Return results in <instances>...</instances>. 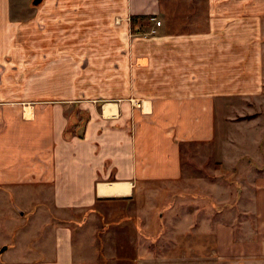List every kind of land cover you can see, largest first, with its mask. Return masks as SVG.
Returning <instances> with one entry per match:
<instances>
[{
    "label": "crops",
    "instance_id": "crops-1",
    "mask_svg": "<svg viewBox=\"0 0 264 264\" xmlns=\"http://www.w3.org/2000/svg\"><path fill=\"white\" fill-rule=\"evenodd\" d=\"M34 1L0 0V264H264L262 172L240 171L235 195L214 168L181 193L216 234L234 199L224 241L139 252V215L117 213L182 183L185 150L224 146L226 104L263 93L264 0H200L203 28L190 0Z\"/></svg>",
    "mask_w": 264,
    "mask_h": 264
},
{
    "label": "rangeland",
    "instance_id": "rangeland-1",
    "mask_svg": "<svg viewBox=\"0 0 264 264\" xmlns=\"http://www.w3.org/2000/svg\"><path fill=\"white\" fill-rule=\"evenodd\" d=\"M188 2L187 0H183ZM202 2L204 0H201ZM189 5L193 13V22L201 23L203 28L204 20V2L200 3V0H190ZM193 8V9H192ZM199 28V27H198ZM201 28V27H200ZM144 33V35L149 34ZM228 109L230 116V126L225 129L223 135L219 138V141H224V146L212 148L210 146L195 147V149H189L184 151V169L185 173L189 177H185L181 182L176 181L171 184L160 183L149 188L144 195L135 197L134 203H128L126 209H119L118 214L124 216L134 215V212L139 215L138 223L136 227L132 226L134 231H137L138 238L140 241L139 252L155 250L157 253L163 251L179 252L181 248L192 249V243L195 242L198 237L204 239V241H216V235L219 236L220 240L224 241L226 238L225 233L231 232L230 229L221 228V224L226 223L227 219H222L224 214L231 212L232 203L234 199H231L229 203H221L219 206H214L213 214L215 217H219L220 226L218 234L215 233L214 229H207L205 227L193 226L194 220L200 217L199 208L202 209L201 202L195 201L189 202L184 197L191 198L181 193L184 192L185 188H195V185L199 187L200 179L205 178L206 181L210 182L212 174L215 169H219L218 179L219 184L224 186L229 185L233 194L236 195V191L241 188V182L236 179L240 171H253L264 173V91L257 98H251L249 100H236L229 102L225 106ZM81 129L77 130L80 133ZM220 152L222 155H229L228 163L224 164L219 159L218 154L213 152ZM214 156V163H211L210 159L208 163H203L206 156ZM216 161V162H215ZM190 175H189V174ZM215 178V176H214ZM259 195V194H258ZM183 197V202L179 199ZM227 198V197H225ZM259 208L261 209V215L263 211L261 208V200H258ZM209 204V203H208ZM123 205L122 202H116L114 206L110 207L109 211L115 208H119ZM105 209V214H110ZM219 212V214L217 213ZM206 216L211 215L210 210L204 211ZM189 217V223L184 224V217ZM136 216V215H135ZM193 216V218H192ZM258 214H252L251 218L257 217ZM191 217V219H190ZM240 218L242 213H240ZM188 219V218H187ZM193 220V221H192ZM192 221V222H191ZM191 222V223H190ZM129 230V229H128ZM121 231L126 236V226L121 228ZM113 234V233H112ZM170 243V244H167ZM195 246V245H194ZM124 247V245H123ZM182 251V250H181ZM108 263V260L105 263ZM233 264L234 262L230 259L227 261L213 260L209 256H204L200 261L195 263V260L190 258L186 261L174 260L172 264ZM233 262V263H232ZM124 264V263H123Z\"/></svg>",
    "mask_w": 264,
    "mask_h": 264
},
{
    "label": "trees",
    "instance_id": "trees-1",
    "mask_svg": "<svg viewBox=\"0 0 264 264\" xmlns=\"http://www.w3.org/2000/svg\"><path fill=\"white\" fill-rule=\"evenodd\" d=\"M152 17L153 16H151V15H146V16H133L131 18V22H132L133 27H135V25H137V23L139 21H142L143 20L145 22H148V21H150L152 19ZM133 30H134V32H137L135 28H133Z\"/></svg>",
    "mask_w": 264,
    "mask_h": 264
},
{
    "label": "bare ground",
    "instance_id": "bare-ground-1",
    "mask_svg": "<svg viewBox=\"0 0 264 264\" xmlns=\"http://www.w3.org/2000/svg\"><path fill=\"white\" fill-rule=\"evenodd\" d=\"M117 188V187H116ZM105 192H120L118 189H112V188H108V189H104V192L103 193H105ZM106 194H108V193H106Z\"/></svg>",
    "mask_w": 264,
    "mask_h": 264
},
{
    "label": "built area",
    "instance_id": "built-area-1",
    "mask_svg": "<svg viewBox=\"0 0 264 264\" xmlns=\"http://www.w3.org/2000/svg\"><path fill=\"white\" fill-rule=\"evenodd\" d=\"M156 24H157V26H160L161 25V21H157ZM155 33H156V30L155 29H151L149 34H155Z\"/></svg>",
    "mask_w": 264,
    "mask_h": 264
},
{
    "label": "water",
    "instance_id": "water-1",
    "mask_svg": "<svg viewBox=\"0 0 264 264\" xmlns=\"http://www.w3.org/2000/svg\"><path fill=\"white\" fill-rule=\"evenodd\" d=\"M42 0H35L34 4H39Z\"/></svg>",
    "mask_w": 264,
    "mask_h": 264
}]
</instances>
